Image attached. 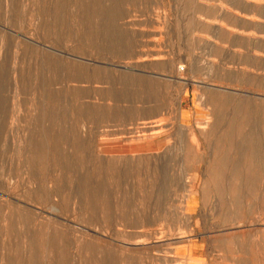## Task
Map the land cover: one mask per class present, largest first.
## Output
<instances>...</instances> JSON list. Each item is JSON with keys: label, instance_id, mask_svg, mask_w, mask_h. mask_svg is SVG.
I'll list each match as a JSON object with an SVG mask.
<instances>
[{"label": "rangeland", "instance_id": "obj_1", "mask_svg": "<svg viewBox=\"0 0 264 264\" xmlns=\"http://www.w3.org/2000/svg\"><path fill=\"white\" fill-rule=\"evenodd\" d=\"M259 116L264 0H0V264H264Z\"/></svg>", "mask_w": 264, "mask_h": 264}, {"label": "bare ground", "instance_id": "obj_2", "mask_svg": "<svg viewBox=\"0 0 264 264\" xmlns=\"http://www.w3.org/2000/svg\"><path fill=\"white\" fill-rule=\"evenodd\" d=\"M109 14H110V17H111V19L112 20H114L115 19V17L116 16H118V13H117V11L115 10V9H113V8H110L109 9ZM94 113V112H93ZM232 118L233 119H231L225 126H227V127H225V129L230 133V138H224V136H223V138L221 139V140H219V143L220 144H223V146H225L224 144H225V142H229V143H231L232 142V139L233 138H235V137H231V133H234V132H236V133H240V132H242L243 134H244V131H246L245 129H248V128H246V126L248 125V117H245V118H238V117H235V115H232ZM225 120H227V118L225 119ZM256 127H258V128H260L262 131H263V129H264V116H259L258 117V119H257V121H256ZM249 130H250V128H249ZM260 130V131H261ZM248 131V130H247ZM246 131V132H247ZM257 131H259V129L257 130ZM238 133V134H239ZM248 133V132H247ZM250 133V132H249ZM257 133V132H256ZM263 134H264V131L262 132ZM241 134V133H240ZM239 134V135H240ZM237 135V134H236ZM248 135V134H247ZM241 136V135H240ZM256 136H257V134H256ZM239 137V136H238ZM237 137V138H238ZM244 137V136H243ZM258 138V137H257ZM248 139V138H247ZM247 139H246V141H247ZM259 139H261V138H259ZM259 139H258V141H259ZM234 140H236V138L234 139ZM239 140V139H238ZM251 140V139H250ZM253 140V139H252ZM256 140V139H255ZM241 141H242V139H241ZM245 141V140H244ZM245 141V142H246ZM257 141V140H256ZM244 142V143H245ZM249 143L251 142V141H248ZM235 143V142H234ZM236 143H237V141H236ZM243 143V142H242ZM238 144H239V142H238ZM251 144V143H250ZM254 144V143H253ZM257 144V143H256ZM228 145V144H227ZM246 145V144H245ZM248 145V144H247ZM255 145V144H254ZM258 145V144H257ZM78 146V145H77ZM222 146V145H221ZM252 146V145H251ZM249 147V148H247V150L245 151V155H244V159L243 160H241V161H235L236 159L235 158H233V156H234V154H233V156L231 155H227V154H224V152H223V154H222V151H223V149H222V147H217L216 149H218V152H217V150H215L216 152H217V154H215L214 153V155L216 156H213V158H212V160H211V162H210V164H209V166H215V167H218V168H220V174H222L223 176H225L226 175V173H227V171H228V168H229V170L231 171L230 172V175L229 176H231L232 178H234V179H236V180H238L237 178H239V179H242V173H243V168H244V163L247 161L248 162V160H250V159H252V158H254V152H255V148H254V151H253V148L252 147ZM259 146V145H258ZM232 147H234V146H232ZM245 147V146H244ZM230 149H231V151H232V148H231V146L229 147ZM229 148H225V149H229ZM235 148H236V146H235ZM224 149V150H225ZM259 149V148H258ZM262 150H264V148L262 149ZM257 151V150H256ZM260 151V150H259ZM228 152H229V150H228ZM227 153V152H226ZM234 153V152H233ZM263 153V152H262ZM230 154H232V152L230 153ZM242 154V153H241ZM256 155H258V154H256ZM219 156V157H218ZM215 157V158H214ZM235 157V156H234ZM257 157V156H256ZM258 157H259V155H258ZM262 158H263V156H262ZM261 158V159H262ZM235 159V160H234ZM259 160V159H258ZM257 160V161H258ZM263 160V159H262ZM264 161V160H263ZM262 161V162H263ZM259 162H260V160H259ZM261 163V162H260ZM262 164V163H261ZM217 169V168H216ZM214 172H216V174H219L217 171H214ZM92 207V206H91ZM23 223V222H22ZM12 225V224H11ZM12 230V229H11ZM19 232V231H18ZM17 234H19V233H17ZM22 234V233H21ZM45 235V234H44ZM54 236V235H53ZM45 237H47V236H45ZM45 237H43V236H41L37 241H38V244H40V245H45L46 246V243H47V240H46V238ZM52 238V237H51ZM51 238H49L50 240H51ZM34 241V240H33ZM31 242V241H30ZM51 242V241H50ZM89 244V243H88ZM87 243H82L81 245H80V247H81V249L83 250H85L86 252H88L89 253V257H87V258H89L88 259V261L89 260H91L93 263H94V256H93V252H94V250H95V248H94V246H90V245H88ZM48 246V245H47ZM64 247V246H63ZM66 247V246H65ZM59 250V249H58ZM57 250V251H58ZM50 251V250H49ZM95 253V252H94ZM86 258V257H85ZM82 260V259H81ZM87 261V260H86ZM89 263V262H88ZM90 264V263H89Z\"/></svg>", "mask_w": 264, "mask_h": 264}, {"label": "crops", "instance_id": "obj_3", "mask_svg": "<svg viewBox=\"0 0 264 264\" xmlns=\"http://www.w3.org/2000/svg\"><path fill=\"white\" fill-rule=\"evenodd\" d=\"M150 83V82H149ZM151 84H153V83H151ZM153 91L154 90H152V92H151V94H153ZM189 260H188V264H202L201 262H200V260H197V259H195V258H193L190 254H189Z\"/></svg>", "mask_w": 264, "mask_h": 264}]
</instances>
